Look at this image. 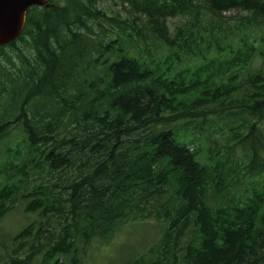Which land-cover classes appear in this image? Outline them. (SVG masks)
<instances>
[{"label": "trees", "instance_id": "obj_1", "mask_svg": "<svg viewBox=\"0 0 264 264\" xmlns=\"http://www.w3.org/2000/svg\"><path fill=\"white\" fill-rule=\"evenodd\" d=\"M97 1L32 7L0 47V140L9 123L27 137L23 156L19 144L0 162V218L33 220L13 240L26 250L0 264H83L81 251L138 217L165 221L158 256L125 264H264V47L223 44L208 29L173 37L168 18L194 0H124L141 23ZM204 1L264 25V0ZM150 38L167 51L161 61L141 55ZM183 61L196 67L173 73ZM209 121L243 131L225 151L219 139L201 150Z\"/></svg>", "mask_w": 264, "mask_h": 264}, {"label": "rangeland", "instance_id": "obj_2", "mask_svg": "<svg viewBox=\"0 0 264 264\" xmlns=\"http://www.w3.org/2000/svg\"><path fill=\"white\" fill-rule=\"evenodd\" d=\"M56 1L57 0H54V2ZM194 1L193 6L191 5L187 13L168 18L167 22H169L170 32L174 34L173 37H177L180 28H185L188 32L192 30L208 29L211 30L215 36L222 38L223 44L231 42L234 47H238L242 44V40L247 38L255 47H264V25L259 28H254L252 24H250V17L254 16V14L247 10L233 9L222 14L213 15L205 8L204 0ZM95 5L98 9L106 11L108 15H120L130 21L138 18V22L141 23L148 19L145 16H141L138 9H133L128 3H124V0L97 1ZM138 47L142 50L141 55L146 58L152 56L161 61L167 55V51L161 47L160 43L158 41H153L151 38L147 41H141ZM212 52H214V49ZM198 58V55L190 56V60ZM194 67L196 66L193 62L183 61L176 64L172 72L179 73ZM8 91H10V89ZM0 97H8V93L5 92L1 94ZM16 116L17 113L15 112L13 119ZM237 123H239V121H237ZM179 124L181 127L183 126V123ZM224 125H226L224 121L217 125L215 122L209 121L210 128L206 129L203 135L199 132L196 134L198 139L194 145L205 151L212 148L209 139L221 140L223 144L221 151H225V147L228 144L234 145L235 142L229 141V138L232 137L231 133L238 135L243 129L239 127L240 123L239 126H234L232 130L229 129V125ZM222 126L224 127L223 131L220 129ZM7 127V135L0 140V162L13 159L14 153L10 151L16 150L19 144H21L20 155L23 156L24 154L23 145L27 137L23 128L15 123H9ZM194 135L195 133L193 136ZM236 150L237 153L242 154L243 152L241 147H237ZM33 167L39 171L44 169L42 167ZM63 196L64 200L61 201V205L64 206L66 203V193H63ZM138 219L141 220L130 219L124 221L110 239H99L92 248L87 249L85 252L81 251L82 260L79 262L83 264H125L127 262L126 260L134 259L133 261L137 263H149L153 258H156L158 254L156 250L152 253V250L156 249L159 244L162 227H164L166 223L163 219L157 218L142 220L144 218L138 217ZM32 226L33 220L23 216L22 212H18V210H13L0 218V257H2V260L6 261L8 256L14 253L16 250L15 248L26 250L28 241L22 242V246H16L13 244V240L15 235L20 236L25 228L30 227L31 229Z\"/></svg>", "mask_w": 264, "mask_h": 264}, {"label": "water", "instance_id": "obj_3", "mask_svg": "<svg viewBox=\"0 0 264 264\" xmlns=\"http://www.w3.org/2000/svg\"><path fill=\"white\" fill-rule=\"evenodd\" d=\"M48 0H0V46L16 40L23 32L27 11L45 6Z\"/></svg>", "mask_w": 264, "mask_h": 264}]
</instances>
